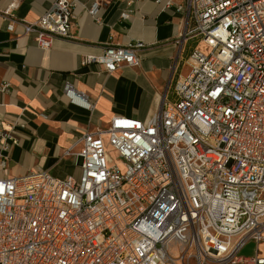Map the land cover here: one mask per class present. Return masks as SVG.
<instances>
[{
    "label": "built area",
    "instance_id": "obj_1",
    "mask_svg": "<svg viewBox=\"0 0 264 264\" xmlns=\"http://www.w3.org/2000/svg\"><path fill=\"white\" fill-rule=\"evenodd\" d=\"M19 2L0 12L7 32L18 25L43 51L69 37L75 0H51L33 23L14 19ZM104 2L87 9L98 25ZM175 7L186 21L180 39L196 44L173 99L145 121L114 116L84 132L63 153L79 166L77 179L41 170L0 177V264H264L241 254L248 241L264 240V0ZM140 47L108 45L84 63L107 73L133 68ZM62 92L93 109L71 84ZM16 144L0 130L3 174Z\"/></svg>",
    "mask_w": 264,
    "mask_h": 264
},
{
    "label": "crops",
    "instance_id": "obj_2",
    "mask_svg": "<svg viewBox=\"0 0 264 264\" xmlns=\"http://www.w3.org/2000/svg\"><path fill=\"white\" fill-rule=\"evenodd\" d=\"M74 20L67 38H55L43 51L33 35L6 31L0 16V130L17 141L8 153L6 173L22 176L41 170L55 178L77 179L79 166L64 151L86 131L105 129L114 116L145 121L159 112L163 100L178 79L187 74L190 40H181L183 13L173 0L163 9L156 0H105L101 25L88 15L92 0H75ZM9 0H0V12ZM51 0H20L13 17L33 23L49 8ZM129 12V18L120 14ZM142 44L136 67L120 66L107 73L101 65L85 64L86 57L100 55L108 45ZM65 83L82 93L91 111L69 104L63 96ZM3 86H6L3 89ZM243 256L264 257V240L248 241Z\"/></svg>",
    "mask_w": 264,
    "mask_h": 264
},
{
    "label": "rangeland",
    "instance_id": "obj_3",
    "mask_svg": "<svg viewBox=\"0 0 264 264\" xmlns=\"http://www.w3.org/2000/svg\"><path fill=\"white\" fill-rule=\"evenodd\" d=\"M196 44V40H191L189 42V45L191 46V48ZM168 99L172 100L173 99V88H171L169 90V93H168ZM107 153H108V156L110 157L111 159V162L113 164H120V162L117 161V155L116 153L113 151V149H111L110 147H107Z\"/></svg>",
    "mask_w": 264,
    "mask_h": 264
}]
</instances>
